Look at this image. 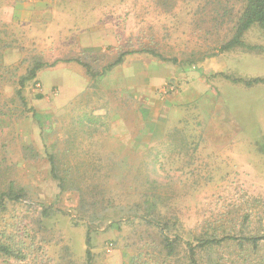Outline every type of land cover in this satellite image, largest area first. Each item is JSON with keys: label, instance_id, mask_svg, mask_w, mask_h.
I'll return each instance as SVG.
<instances>
[{"label": "rangeland", "instance_id": "1", "mask_svg": "<svg viewBox=\"0 0 264 264\" xmlns=\"http://www.w3.org/2000/svg\"><path fill=\"white\" fill-rule=\"evenodd\" d=\"M243 7L244 0H0V111H9L0 115V195L11 182L25 189L0 205V234L16 233L31 248L21 264H89L88 233L91 264H189L183 244L163 261L164 231L191 242L264 233V84L225 78H263L264 52L219 51ZM96 32H111L116 45L82 48L81 36ZM244 41L264 47V30L255 26ZM142 49L170 61L136 53L97 79L76 62L72 74L61 69L70 63H58L27 83L26 107L9 102L36 62L78 59L101 73ZM51 71L59 73L44 92L38 77ZM70 76L88 86L75 91ZM263 243L251 254L257 264ZM198 259L245 260L237 242ZM0 264L17 263L0 254Z\"/></svg>", "mask_w": 264, "mask_h": 264}, {"label": "trees", "instance_id": "2", "mask_svg": "<svg viewBox=\"0 0 264 264\" xmlns=\"http://www.w3.org/2000/svg\"><path fill=\"white\" fill-rule=\"evenodd\" d=\"M255 26L264 30V0H244V7L243 10L241 11L240 17L238 18V23L235 33L228 42H226L219 48L220 53L229 52L238 48L249 51L264 52V47L251 46L244 41L245 35ZM136 53L149 54L156 58H159L162 61H170V59H166L165 57L160 55L157 51L152 49H142L140 51L122 53L120 54V56L117 58L116 61L107 65L101 73L93 72L90 66L81 63V61L78 59L61 60V61H56L52 64H46L39 61L34 63L33 67L29 69L28 74L26 76L21 77L19 81L15 83V88L13 90L12 96L9 97L10 98L9 102L12 105H15L17 101H20L22 105L26 107L27 100L24 95V90L26 88V85L27 83L37 80L38 72L44 68H53L58 63L76 62L82 65L84 68H86V72L91 78L97 79L98 77L103 76L114 70L116 67L122 65L126 56ZM171 61L175 63L177 62L176 59ZM225 78L227 80H233V82L235 83H242L247 88H252L253 86L264 84V77L263 78L257 77L249 80L235 79V78L232 79L231 77L228 76H225ZM8 114L9 111H5L4 109H1L0 115L7 116ZM49 161L53 167L52 175H54L57 180H60L62 182L60 186L64 188L65 181L57 177L56 175V167H55L56 161L54 155H49ZM24 193H25V189L17 190L15 183L11 182L9 184L8 191L0 195V205H4V201L6 199H9L10 201H19L21 198L25 196ZM151 200L152 201H150L149 204L150 206H152V208H155V204H153L154 199ZM151 224H155V222L152 221ZM160 236H162L163 238L162 245L164 246V250L166 252L163 261H170V259L177 254L178 248L183 244L187 252L189 264H199L198 255L199 253H201V251L209 250L214 247H219L224 242H237V245L241 249V255L245 258L244 264H257L251 259V254L252 253L256 254L261 248V241L264 242V233L262 235H240L239 237H236L231 234H223L222 237H219L217 233L212 235L211 237H204V236L197 237L193 239L194 240L193 242L185 241L184 239H182L181 236H178L175 239H170L167 235H165V231L161 232ZM91 244H92L91 234L88 233L86 240V246H87L86 253L89 264H91L93 260V254L91 252ZM245 245H248L251 248V249L248 248V250H251L250 253L245 251L244 248ZM263 247H264V243H263ZM0 254L5 255L9 259L15 260L17 264H21L32 258L33 253L31 252V248L26 246V243L22 239V237H19V235H17L16 233H8L6 231L0 234ZM212 264H222V263L213 262ZM261 264H264V259L262 260Z\"/></svg>", "mask_w": 264, "mask_h": 264}, {"label": "crops", "instance_id": "3", "mask_svg": "<svg viewBox=\"0 0 264 264\" xmlns=\"http://www.w3.org/2000/svg\"><path fill=\"white\" fill-rule=\"evenodd\" d=\"M81 47L84 49H100V48H107L110 46H115L116 45V40L115 37L112 35V33L110 32V34H105L102 32H96L94 34H84L81 36ZM72 67H65L63 66L61 69L66 70L68 69L69 73L72 74V71L74 68H78L76 67L74 64L70 63L69 64ZM54 73H59L57 71H51L50 73L46 74L42 73V75L40 77H38V79L40 78L42 80V84H43V89L44 92L49 91L54 85H55V78H53V74ZM58 80V79H57ZM61 80V79H60ZM68 82L70 83L71 87H73V89L75 91H81L84 90L89 83V80L85 78H81V80H78L77 77H71L68 79Z\"/></svg>", "mask_w": 264, "mask_h": 264}]
</instances>
